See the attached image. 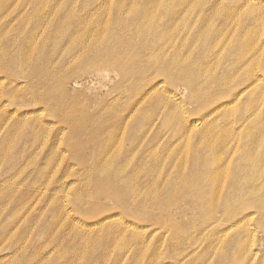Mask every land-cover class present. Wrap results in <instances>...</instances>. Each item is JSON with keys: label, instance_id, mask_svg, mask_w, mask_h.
<instances>
[{"label": "rangeland", "instance_id": "rangeland-1", "mask_svg": "<svg viewBox=\"0 0 264 264\" xmlns=\"http://www.w3.org/2000/svg\"><path fill=\"white\" fill-rule=\"evenodd\" d=\"M176 64L188 76L204 74L211 83L204 98L189 100ZM170 105L180 112L168 127L163 111ZM261 144L264 0H0V264H264ZM217 155L226 159L230 199L212 215L200 212L203 200L169 198L163 183L150 188L167 203L148 210L158 221L170 217L168 224L192 236L209 227L195 241L180 243L149 217L138 220L140 251L120 250L112 241L117 230L102 233L105 226H92L100 247L86 254L78 244L77 237H93L88 228L98 219L123 214L108 198L89 213L76 202L78 193L112 181L96 161L114 168L141 162L136 168L156 176L182 169L192 185L197 169L203 174ZM257 175L258 190L246 192L257 191L254 203L236 201L243 182ZM215 218L233 230L222 232Z\"/></svg>", "mask_w": 264, "mask_h": 264}, {"label": "bare ground", "instance_id": "bare-ground-1", "mask_svg": "<svg viewBox=\"0 0 264 264\" xmlns=\"http://www.w3.org/2000/svg\"><path fill=\"white\" fill-rule=\"evenodd\" d=\"M242 44H244V41L242 42ZM256 48V47H255ZM241 49V48H240ZM258 50V49H257ZM262 50V49H261ZM260 52V51H259ZM32 57V56H31ZM107 58V57H105ZM31 59V58H30ZM109 59V57H108ZM243 59V58H242ZM241 59V60H242ZM115 61V60H114ZM152 61V60H151ZM154 61V60H153ZM152 61V62H153ZM151 62V63H152ZM244 65L246 64V60H243ZM150 63V64H151ZM155 63V61H154ZM30 64V63H29ZM111 65V64H110ZM29 66V65H28ZM27 66V67H28ZM109 66V65H108ZM183 64H176L175 67L178 68H182ZM31 67V65L29 66V68ZM120 70L122 68H119ZM183 69V68H182ZM199 69V68H198ZM124 70V68H123ZM132 70V69H131ZM160 70V69H159ZM201 70V69H200ZM122 71V70H121ZM134 71V70H133ZM137 71V70H136ZM184 69L181 71V74L179 77V79L181 80V82L190 87L191 92H190V99L191 101H198L201 100V95H204V93H202L203 91H208V82H205V80L203 79L204 74L202 73H195L196 78L188 76L186 74V72H183ZM124 71H122L120 74H122ZM127 74L128 72L125 71ZM198 72V71H197ZM133 73V72H132ZM131 73V74H132ZM125 74V73H124ZM158 75H166V72H161V73H157ZM126 75V74H125ZM142 76V75H141ZM172 76V75H171ZM174 76V74H173ZM175 78V76H174ZM176 79V78H175ZM222 79V78H221ZM171 80V79H170ZM173 80V79H172ZM211 81V80H210ZM198 82H200V85L198 84ZM223 82V81H222ZM123 83V82H122ZM121 83V84H122ZM195 84H198L196 86H194ZM194 86V87H193ZM174 88V87H173ZM133 89V88H132ZM210 89V88H209ZM134 90V89H133ZM149 90V89H148ZM120 91V90H119ZM145 91V90H144ZM150 91V90H149ZM121 92V91H120ZM148 92V91H147ZM146 92V93H147ZM126 94V93H125ZM129 94V93H128ZM132 94V93H131ZM144 94V93H143ZM149 94V93H148ZM130 95V94H129ZM176 96V94H175ZM145 97V94H144ZM172 97V96H171ZM143 98V97H142ZM175 98V97H174ZM139 101V100H138ZM136 101V102H138ZM135 103V102H134ZM105 104V103H104ZM114 104V103H113ZM137 104V103H136ZM180 104V103H179ZM48 105V104H47ZM183 105V104H182ZM181 105V106H182ZM108 106V105H106ZM114 106V105H113ZM112 106V107H113ZM116 106V105H115ZM166 106V105H165ZM53 107V106H52ZM81 106H79V109H77V113L80 114H84V108H80ZM184 107V106H182ZM77 108V107H75ZM139 108V107H138ZM163 108V107H162ZM167 108V107H166ZM180 108V107H179ZM65 109V108H64ZM71 109V110H70ZM163 110V109H162ZM69 111H72V107L69 108V110H67V113H69ZM113 111V110H112ZM179 112L180 110L173 105H170L167 109H165V111H163V115L166 121V125L169 127L175 123H177L179 119ZM74 113V111H73ZM130 113V111H129ZM136 113V112H135ZM114 114V113H113ZM185 114V113H184ZM187 114V111H186ZM185 114V115H186ZM69 116V114H68ZM129 116V115H128ZM67 117V115H66ZM70 117V116H69ZM62 118V116H61ZM77 118V116H76ZM185 118V116H184ZM68 119V118H66ZM71 119V118H70ZM127 119V118H126ZM188 119V118H185ZM64 120V119H63ZM75 121L76 125L80 120V118H77ZM198 121V120H197ZM65 122V121H64ZM70 122V121H68ZM66 120V123H68ZM84 122V121H83ZM190 122V121H189ZM62 123V122H61ZM74 123V122H73ZM82 123V122H81ZM194 123V122H193ZM199 124V123H198ZM71 125V124H70ZM73 125V124H72ZM207 125V124H206ZM209 125V124H208ZM207 125V126H208ZM66 127V125H64ZM189 126V125H188ZM199 126V125H198ZM76 127V126H75ZM79 127V126H78ZM122 127V126H121ZM195 127V126H194ZM179 128V126H178ZM200 128V127H197ZM181 129V128H180ZM179 130V129H178ZM186 130V129H185ZM191 130V129H190ZM207 130V129H206ZM205 130V131H206ZM209 130V129H208ZM214 131H216L215 129H213ZM212 130V131H213ZM78 131V130H77ZM120 131V130H119ZM177 131V129H176ZM192 131V130H191ZM184 132V131H183ZM193 132V131H192ZM207 132V131H206ZM191 133V132H188ZM204 133V132H203ZM76 134V133H75ZM184 134V133H183ZM206 134V133H204ZM73 135V134H72ZM178 135L180 136V134L178 133ZM207 135V134H206ZM71 136V135H70ZM185 136V135H184ZM187 136V134H186ZM214 137V135H213ZM74 138V137H73ZM72 139V138H71ZM182 139V138H181ZM186 141V138H184ZM209 141V140H208ZM260 141V138H259ZM116 142V141H115ZM117 143V142H116ZM205 143V142H204ZM111 144V143H110ZM202 144V143H201ZM260 144V143H259ZM116 145V144H115ZM262 145V144H261ZM118 146V145H117ZM116 146V147H117ZM217 146V145H216ZM215 146V147H216ZM263 146V145H262ZM212 147V146H211ZM220 147V146H219ZM218 147V149H219ZM221 148V147H220ZM261 148V147H260ZM264 148V146H263ZM114 149V148H113ZM204 149V148H203ZM215 149V148H214ZM217 149V150H218ZM225 147L222 148V152L224 151ZM206 150V149H205ZM212 151V150H211ZM210 151V152H211ZM113 152V151H112ZM216 152V151H215ZM218 152V151H217ZM209 153V151H208ZM212 153V152H211ZM261 153V152H260ZM217 154V153H214ZM117 155V154H116ZM129 156V155H128ZM127 156V157H128ZM215 156V155H214ZM246 156V155H245ZM263 156V155H262ZM117 157V156H116ZM114 157V158H116ZM264 157V156H263ZM245 158V157H244ZM124 159V158H123ZM260 159V158H258ZM122 160V159H120ZM214 163L212 164L211 167L204 169V173L202 174V171L200 169H197V172L193 175V180H191L193 183L192 185H189V181L186 177V175H184V173L179 170V172H169L168 174H164V176H156L153 175V172H147V170L141 169L139 170V168H136L137 166L141 165V162L139 164L136 163L135 165H129L128 162H124L122 161L121 164H119L118 167L114 168V166H109V167H104V165H102L101 161L98 160V162L96 161L95 167L97 168V170L101 173H103V171L105 172V174L110 175L112 178L111 183L109 184H97V186H95L94 188V193L91 191H87L86 193H82V195L80 193H78L76 195V197H74L76 199V202H79L80 204V208H82V211L89 213V209H93L95 211H97L99 208L102 207V200H104L105 198L110 199L111 201H113L114 203H116L117 205H119L122 210H123V214H116V213H112L110 212L108 215H105L104 218L102 219H98V222L91 224V226L88 228L90 235H92L93 237L90 238L88 236H81V237H77L76 240L79 242L78 244L80 245V243H85L84 245H86V254L88 252L87 248L90 247L91 245H94L96 248L100 247V245H98V243L96 242L97 240L95 238L96 235H100L99 232L97 231H93V227L92 226H99V227H104L103 229L99 230L102 232V230L104 231L105 229H109V228H113L114 231L117 230V234H119V238L116 240V242L114 240H112L114 243L118 244L117 247L120 248V250L125 251L126 249H128L129 247H134L135 249H138L139 251L142 249V236H144L143 234H141L139 232L140 229V224L138 223L139 221L142 220H146L149 219V217L154 218L153 220L156 221L157 220V225L158 228H161L159 226L165 227L166 230L174 233V236L178 239H180V243L183 242V240L188 242L191 240L198 239V237H200L201 233L206 232L207 228L206 227L204 229H198L194 234V236H192V234H188L186 233V230H180L179 228L176 227V229H174V227L172 226V224H168V222L170 221V217H166L165 218H160V221H158V217L156 214H154L153 212L149 213L148 210L151 211V209H156L158 208V210L163 211L164 207L167 206V203L160 201L159 197H161V193L157 191H155L153 189V191L150 190L151 185L155 186L156 183L162 184L163 183V187H168L167 190H164V194L168 195L169 198L172 199H180V198H186L187 200L191 201V204H198L200 203L201 200H203V209H200V212H202L203 210L208 212L210 215H212V213L214 212H218L219 207L220 206V200L223 199L226 202L223 204L222 207L224 206H228L229 202L227 201V199L229 197V190L225 191L224 190V185L226 183V180L229 176V172L227 169L225 170L224 165L226 163V159L223 158L221 155H217L214 159ZM212 160V161H213ZM105 162V161H104ZM114 162V161H113ZM248 163V162H247ZM253 163V162H252ZM255 163V162H254ZM262 163V162H261ZM157 164V163H156ZM257 164V163H256ZM260 164V163H259ZM133 166V167H132ZM249 166V164H248ZM255 166V165H254ZM142 167V166H141ZM158 167V166H157ZM252 167V166H251ZM94 168V167H93ZM95 168V169H96ZM196 168H199V166H196ZM250 168V167H249ZM253 168V167H252ZM92 169V168H91ZM148 169V168H147ZM156 169V168H155ZM90 170V169H89ZM88 170V172H89ZM152 171V169H149ZM154 170V169H153ZM177 170V169H176ZM94 171V170H93ZM92 171V172H93ZM96 171V170H95ZM201 171V172H199ZM249 171H252L251 169ZM86 171V173H88ZM199 172V173H198ZM85 173V172H84ZM85 173V174H86ZM97 173V172H96ZM157 173V171L155 172ZM252 173V172H249ZM90 175V174H89ZM211 175V177H210ZM247 175V174H245ZM100 176V175H99ZM248 177V175H247ZM252 178V177H251ZM250 179V177L248 178ZM248 179L246 178V180L248 181ZM245 180V179H244ZM263 180V178L259 175L255 176V178L253 179V181H248V182H243V189L240 187L238 195L239 198L236 201H242L241 199L245 198V201L247 202H252V199L254 197V195H257V191L256 193L246 196V192H247V188L249 186H252L254 188V190H258V185L260 183H262L261 181ZM241 182V183H242ZM168 186V184H170ZM189 185V186H188ZM161 187V188H163ZM238 189V188H237ZM250 189V188H249ZM262 189V188H261ZM157 190V189H156ZM5 191V190H4ZM8 191V190H7ZM159 191V190H158ZM251 191V190H249ZM262 191V190H261ZM242 192V193H241ZM264 193V192H263ZM231 194V193H230ZM5 196V195H3ZM87 196L89 198V200L84 201L83 197ZM233 196V194H232ZM259 196V195H258ZM264 196V195H263ZM250 197V199H249ZM7 198V197H6ZM255 198V197H254ZM262 198V197H261ZM236 199V198H235ZM257 199V198H256ZM167 200V199H166ZM199 201V202H198ZM264 201V200H263ZM254 203V202H252ZM258 203V202H257ZM261 204V203H260ZM257 205V204H256ZM172 208H170L171 210ZM226 208H221L220 211L225 210ZM261 209V208H260ZM235 210V209H234ZM209 215V216H210ZM232 216V215H231ZM230 216V217H231ZM88 217V216H87ZM125 218V219H130L129 221H123L120 224L113 222L112 224L109 225H104L106 223L107 220L112 219V218ZM212 217V216H210ZM131 218H133L134 220H132ZM139 220V221H138ZM214 222L216 225L222 226L223 224L219 223V220L217 218L214 219ZM260 222V228L264 230V216L261 218ZM29 225V224H28ZM68 225V224H67ZM65 226V225H64ZM67 227V226H66ZM223 227V226H222ZM224 228V227H223ZM234 228V224H229L226 225L224 230L222 232H230L232 231ZM162 229V228H161ZM67 230V229H66ZM80 230V229H79ZM82 230V228H81ZM98 230V228H97ZM16 231V230H14ZM107 232V231H105ZM14 233V232H13ZM19 233V232H18ZM17 233V234H18ZM75 233V232H74ZM88 233V234H89ZM103 233V232H102ZM223 233V234H224ZM81 234V233H80ZM108 234V233H107ZM222 234V233H221ZM78 235V234H77ZM110 235V234H109ZM142 235V236H141ZM111 236V235H110ZM109 236V237H110ZM192 236V237H191ZM224 236V235H223ZM113 237V236H112ZM19 238V237H18ZM17 238V239H18ZM21 238V237H20ZM219 238V236L217 237ZM10 239V238H9ZM16 239V238H15ZM16 239V240H17ZM112 239V238H111ZM221 239V238H220ZM219 239V240H220ZM19 240V239H18ZM75 240V239H74ZM145 240V239H144ZM238 240V239H237ZM62 241V240H61ZM71 241V239H70ZM111 241V242H112ZM243 240H239V244H241L240 242H242ZM13 242V241H12ZM100 242V241H99ZM146 242V241H145ZM144 242V243H145ZM222 241H219V243H221ZM15 243V242H14ZM13 243V244H14ZM25 243L27 244V242L25 241ZM77 243V242H76ZM193 243V242H192ZM215 243V242H214ZM113 244V243H112ZM146 244V243H145ZM185 244V243H184ZM187 244V243H186ZM190 244V243H189ZM78 245V247H79ZM214 245V244H213ZM111 246V245H110ZM23 247V245H22ZM77 247V248H78ZM85 247V246H84ZM115 247V244H114ZM116 247V248H117ZM145 247V246H144ZM143 247V248H144ZM75 248V247H73ZM131 249V248H130ZM129 249V250H130ZM19 250V249H18ZM73 250V249H72ZM138 251V253H139ZM19 252V251H18ZM239 252V251H238ZM91 253V252H90ZM89 253V254H90ZM137 254V253H136ZM135 254V255H136ZM177 254V252H176ZM80 253H77L76 255H74V257L76 258L77 256H79ZM198 255V254H197ZM67 256V254H66ZM183 256V255H182ZM196 256V255H195ZM70 257V256H67ZM107 257V256H106ZM111 257V256H110ZM192 257V256H191ZM66 258V257H65ZM71 258V257H70ZM85 258V257H84ZM83 258V259H84ZM105 258V257H104ZM108 258V257H107ZM194 258V256H193ZM109 259V258H108ZM179 259V258H178ZM177 259V260H178ZM84 261V260H83ZM103 261V258H102ZM106 261V260H105ZM189 261V260H187ZM182 262V261H181ZM181 262H177V263H181ZM186 262V261H185ZM191 264V262H189ZM169 264V263H168ZM197 264V263H195ZM245 264V263H244Z\"/></svg>", "mask_w": 264, "mask_h": 264}]
</instances>
